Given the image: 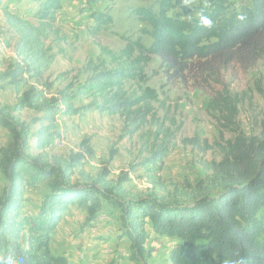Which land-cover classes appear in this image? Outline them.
Wrapping results in <instances>:
<instances>
[{
	"label": "trees",
	"instance_id": "obj_1",
	"mask_svg": "<svg viewBox=\"0 0 264 264\" xmlns=\"http://www.w3.org/2000/svg\"><path fill=\"white\" fill-rule=\"evenodd\" d=\"M27 1L35 7L29 17L0 0L5 25L17 36L16 57L0 71V90L9 88L15 95L13 103L0 99V127L7 135L0 147L5 180L0 256L5 264H66L51 241L63 218L73 213L82 216L83 229L96 228L107 217L123 247L118 258L129 264H154L150 241L161 238L171 243L169 264H222L237 252L246 264H264V123L259 136L246 135L237 111L226 102L222 118L236 135L223 147L222 160L212 162L209 173L194 184L163 183L160 172L169 146H158L150 137L140 163L152 186L149 193L130 189L127 172L111 177L114 150L98 172H85L95 156L91 139L85 137L78 151L56 153L63 140L58 118L119 115L133 137L150 115L149 105L141 106L124 88L139 70L138 59L128 68L86 63L76 78L53 89L44 78L57 59L53 42L64 40L58 27L63 0ZM201 13L214 21L212 28L201 26ZM133 14L149 28L146 50L160 58L172 83L193 82L205 89L225 73L246 74L264 56V0H193L189 6L182 0H155ZM92 16L99 26L112 22L108 14ZM188 142L199 143L196 138ZM41 188L39 204L29 211L30 191Z\"/></svg>",
	"mask_w": 264,
	"mask_h": 264
},
{
	"label": "rangeland",
	"instance_id": "obj_2",
	"mask_svg": "<svg viewBox=\"0 0 264 264\" xmlns=\"http://www.w3.org/2000/svg\"><path fill=\"white\" fill-rule=\"evenodd\" d=\"M154 1L63 0L58 27L64 40L53 42L57 59L44 78L56 89L66 84L65 79L76 78L79 68L86 63L128 68L138 59L139 70L134 71L133 78L125 80L124 88L141 106L150 107L148 121L140 131L133 137L127 135L124 120L119 115L87 112L81 117H59L64 145H57L54 151L59 154L78 151L83 139L89 137L95 156L84 168L85 172H98L114 150L111 177L117 178L127 172L126 185L144 193L152 190L146 169L140 164L146 137L153 138L158 146H169L160 172L163 183L168 186L188 180L194 184L209 173L212 162L222 160L223 147L236 135L235 127L222 118L221 110L226 102L237 111L238 124L246 135L259 136L264 123V56L246 74L225 73L219 83L211 81L205 89L196 88L193 82L178 80L172 83L160 58L146 50L152 40L145 32L149 28L133 14L136 7ZM3 2L27 17L34 14L35 7L27 0ZM93 13L108 14L112 22L99 26ZM16 43L17 36L6 27L0 8V71L16 57ZM85 77V73L80 75L81 79ZM0 99L13 103L14 92L9 88L0 90ZM213 100L215 104L212 105ZM157 133L159 138L155 140ZM192 138L199 143H189ZM6 142V132L0 127V147ZM152 145L155 147L154 143ZM146 156L145 153L143 157ZM4 183L0 174V191ZM41 190L30 191L29 211L39 204ZM81 220L80 213L63 218L64 223L51 241L56 255L63 256L66 264H129L118 258L123 247L113 238L115 232L105 222L107 217L103 216L92 229H83ZM150 245L155 248L150 261L169 264V239H152Z\"/></svg>",
	"mask_w": 264,
	"mask_h": 264
},
{
	"label": "clouds",
	"instance_id": "obj_3",
	"mask_svg": "<svg viewBox=\"0 0 264 264\" xmlns=\"http://www.w3.org/2000/svg\"><path fill=\"white\" fill-rule=\"evenodd\" d=\"M192 3L193 0H182L184 6H189ZM200 24L202 27L212 28L214 26V21L209 16L201 13ZM0 264H5V258L3 256H0ZM222 264H246V258L237 252L233 258L223 260Z\"/></svg>",
	"mask_w": 264,
	"mask_h": 264
},
{
	"label": "bare ground",
	"instance_id": "obj_4",
	"mask_svg": "<svg viewBox=\"0 0 264 264\" xmlns=\"http://www.w3.org/2000/svg\"><path fill=\"white\" fill-rule=\"evenodd\" d=\"M59 146H63L64 145V142L63 140L61 142L58 143Z\"/></svg>",
	"mask_w": 264,
	"mask_h": 264
}]
</instances>
